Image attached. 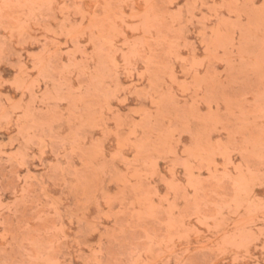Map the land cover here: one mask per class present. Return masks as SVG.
Returning <instances> with one entry per match:
<instances>
[{"label": "rangeland", "instance_id": "1", "mask_svg": "<svg viewBox=\"0 0 264 264\" xmlns=\"http://www.w3.org/2000/svg\"><path fill=\"white\" fill-rule=\"evenodd\" d=\"M0 264H264V0H0Z\"/></svg>", "mask_w": 264, "mask_h": 264}]
</instances>
